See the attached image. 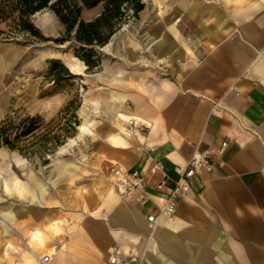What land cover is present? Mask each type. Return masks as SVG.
<instances>
[{
    "label": "crops",
    "instance_id": "0c3cea01",
    "mask_svg": "<svg viewBox=\"0 0 264 264\" xmlns=\"http://www.w3.org/2000/svg\"><path fill=\"white\" fill-rule=\"evenodd\" d=\"M166 7L144 48L158 55L155 63L172 66L166 74L138 67L109 83L118 89L91 127L104 141L89 146L86 163L51 173L70 174L75 193H60L49 206L41 179L31 177L39 208L17 209L31 215L18 227L26 248L19 264H38L48 251V264H107L115 247L133 253L136 264H264V0H174ZM68 67L80 73L74 62ZM131 118L147 130L129 132ZM88 125L77 129L84 126V134ZM203 149L212 150L211 170L191 178L172 214L159 215L178 174ZM154 162L166 174L159 189ZM114 165L142 174L143 202L114 189Z\"/></svg>",
    "mask_w": 264,
    "mask_h": 264
},
{
    "label": "rangeland",
    "instance_id": "374dc122",
    "mask_svg": "<svg viewBox=\"0 0 264 264\" xmlns=\"http://www.w3.org/2000/svg\"><path fill=\"white\" fill-rule=\"evenodd\" d=\"M140 1L143 9L138 16L128 11L105 45L85 47L93 51L89 68L75 55L76 52L82 55L80 45L64 37L63 26L48 9L31 17L42 38L26 33L0 34V121L8 117L15 128L28 116L42 119L39 129L18 140L21 150L0 147V264H19L17 254L26 249L18 227L31 215L23 214L24 211L17 213V209L39 208L33 205L37 202L38 189L31 182L32 176L41 179V189L49 206L59 201L54 198L56 195L71 196L78 190L70 174L51 179V173L63 163H86L89 155L92 156L89 146L104 141L91 127L96 124L94 121L103 120L104 111L111 104L109 93L118 89L109 83L114 78L134 76L138 67L155 68L160 74H166L167 66H172L169 60L155 63L158 55L144 46L152 39L149 26L165 14L166 4L174 0ZM158 6L162 11L153 18L152 13ZM101 8L99 3L82 9L80 19L92 20ZM51 60H58L70 75L55 81L58 68L52 69ZM69 62H74L80 73L70 70ZM82 122L89 124V131L84 134L77 129ZM53 129H57L62 142L53 149L44 148L41 136ZM67 169L74 170L71 165ZM11 179L20 182L8 187ZM13 213L14 218L9 222L8 216Z\"/></svg>",
    "mask_w": 264,
    "mask_h": 264
},
{
    "label": "trees",
    "instance_id": "16d2710c",
    "mask_svg": "<svg viewBox=\"0 0 264 264\" xmlns=\"http://www.w3.org/2000/svg\"><path fill=\"white\" fill-rule=\"evenodd\" d=\"M99 3L102 8L95 18L89 21L80 19L82 9L92 8ZM44 9L50 10L63 26L64 37L80 45L82 55L78 52L75 55L89 68L92 66L90 56L93 51L85 47L105 45L128 11L137 17L143 9V3L140 0H0V34L10 36L26 33L30 37L42 38L38 28L31 22V17ZM50 62L52 69L58 68V72L54 74L55 81L70 75L58 60ZM41 125L40 116H28L14 128L11 119L6 117L0 121V147L21 150L18 140L32 135ZM61 142L57 129L46 131L40 139L41 145L48 149L55 148Z\"/></svg>",
    "mask_w": 264,
    "mask_h": 264
},
{
    "label": "built area",
    "instance_id": "2783aa9c",
    "mask_svg": "<svg viewBox=\"0 0 264 264\" xmlns=\"http://www.w3.org/2000/svg\"><path fill=\"white\" fill-rule=\"evenodd\" d=\"M125 127L129 132H144L147 130V126L138 124L132 118L126 121ZM222 146H224V143H222ZM211 154L212 150L210 149L197 150L193 153L191 158L188 160L187 166L178 174V177L174 181L173 187L167 193L164 204L161 209H159V215L168 216L172 214L177 202L180 200L183 194L188 191L191 178L202 170H211ZM111 171L118 173L116 183L122 193V196L136 194V199L139 202H143L145 200L143 192L148 186V183L143 178L141 173L135 170L118 172L117 165H114L111 168ZM151 171H159L162 174V180L155 185L156 189L161 188L164 179L166 178L163 166L159 162H154ZM154 220V215L147 216L148 222H154ZM50 261L51 256L48 254L39 256L37 259L38 264H48ZM137 262L138 258L133 253L123 252L120 248L115 247L112 249V254L109 257L107 264H136Z\"/></svg>",
    "mask_w": 264,
    "mask_h": 264
},
{
    "label": "bare ground",
    "instance_id": "6f19581e",
    "mask_svg": "<svg viewBox=\"0 0 264 264\" xmlns=\"http://www.w3.org/2000/svg\"><path fill=\"white\" fill-rule=\"evenodd\" d=\"M83 129H84V126H80V130L83 131ZM71 140H72V139H71ZM15 182H17V181H15ZM5 187H7V183H5ZM114 189H115L117 192H119V194L122 195L121 191H119L120 189H119L118 185H114ZM53 230H54V227H53ZM54 232H56V230H55ZM39 235H40V234H39ZM40 238H41V237H40ZM42 245H43V244H42ZM46 254H49L50 256H52V252H51V251H48Z\"/></svg>",
    "mask_w": 264,
    "mask_h": 264
}]
</instances>
